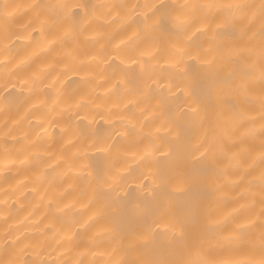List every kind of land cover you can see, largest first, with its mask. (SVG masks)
I'll list each match as a JSON object with an SVG mask.
<instances>
[{
    "label": "bare ground",
    "instance_id": "6f19581e",
    "mask_svg": "<svg viewBox=\"0 0 264 264\" xmlns=\"http://www.w3.org/2000/svg\"><path fill=\"white\" fill-rule=\"evenodd\" d=\"M0 264H264V0H0Z\"/></svg>",
    "mask_w": 264,
    "mask_h": 264
}]
</instances>
